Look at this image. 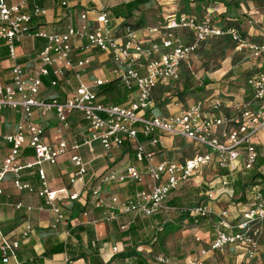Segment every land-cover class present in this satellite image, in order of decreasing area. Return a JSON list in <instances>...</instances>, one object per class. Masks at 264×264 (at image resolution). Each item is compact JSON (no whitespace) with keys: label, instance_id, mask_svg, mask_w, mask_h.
Returning <instances> with one entry per match:
<instances>
[{"label":"built area","instance_id":"2783aa9c","mask_svg":"<svg viewBox=\"0 0 264 264\" xmlns=\"http://www.w3.org/2000/svg\"><path fill=\"white\" fill-rule=\"evenodd\" d=\"M45 1L22 0L12 4L10 0H0V60L5 51L7 60L13 63L10 82L0 84V113L10 110L22 118L15 132L4 137L9 151L0 158V182L12 176L15 190L36 194L43 199L55 216L52 228L57 229L65 216L58 203V193L48 186L44 165L54 166L70 151L78 152L81 147H87L92 152L93 144L98 142L106 152L132 145L136 162V165L123 170L104 174L100 177L99 186L91 191L94 209L102 212V219L108 223L116 222L123 215L152 218L176 212L175 208L168 206L169 198L194 181L202 170L212 166L220 173L221 189L233 194L232 185L236 176L248 175L258 161L259 149L253 140L264 131V43L244 40L235 28H220L211 19L201 22L181 14L148 27L150 34L163 33L164 37L161 42L145 46L140 29L136 27L127 26L121 35L114 32L110 13L103 6L104 0H93L98 8L95 27L91 26L89 14L84 12L77 25L68 26L64 31L57 28L47 31L37 28L48 16V10L43 7ZM55 1L60 9L66 10L73 0ZM112 1L116 6L129 3V0ZM182 30L193 32L190 44L175 39V33ZM222 37L229 38L238 53H248L262 69L246 81L251 100L232 101L230 105L221 99H212L208 104L199 100L180 108L174 115H148L155 107L154 93L157 88L162 84L178 82L182 66L200 46L207 40ZM37 39L43 40L45 47L37 55L36 67L27 70L18 63V50L25 40ZM94 51L107 55L114 68L109 78L88 84L83 82L82 77L91 68L90 54ZM77 56L81 57L77 59ZM68 73L78 81L72 97L63 101L41 98L45 80H48L50 88H56L68 78ZM115 81L134 95L135 101L130 106H107L100 100V88ZM34 112L42 117L55 112L58 120L66 125L71 115L80 114L87 125L83 144H74L70 148L64 142L56 147L46 145L44 130L34 124ZM140 137L146 140V145L140 142ZM166 137L190 141L206 152L196 154L182 164L158 161L157 152L165 149ZM24 149L32 150L34 162H22ZM70 160L77 168L70 183L85 185L87 165L78 155L71 156ZM27 172H34L39 177V189L24 181ZM130 184L137 189L125 200L112 197L105 201L100 195L104 186ZM254 191L252 203L243 211L240 221H232L229 210L217 211L210 203L183 211L196 228L203 221L211 220L213 237L208 249H202L184 264H209L210 258L231 247L242 250L243 264H258L264 228V194L260 189ZM206 196L209 202L215 201L213 191ZM70 200H78V195H72ZM16 209L21 210L22 205L16 206ZM31 209L27 208L28 211ZM96 222L92 221L93 224ZM32 232L31 224L27 223L21 238L28 239ZM18 249V242L1 244L2 262L8 264L10 254ZM114 253H117V248ZM154 264L173 262L170 257L160 254L155 257Z\"/></svg>","mask_w":264,"mask_h":264},{"label":"crops","instance_id":"0c3cea01","mask_svg":"<svg viewBox=\"0 0 264 264\" xmlns=\"http://www.w3.org/2000/svg\"><path fill=\"white\" fill-rule=\"evenodd\" d=\"M21 1L22 0H10V3L14 4ZM131 1L134 0H129V3ZM181 2L178 0H151L147 4L141 5L138 10L132 14L131 18L127 20L122 18L117 19L112 14L113 8L118 7L112 0H104L103 6L108 9L110 13L111 24L117 35L123 34L127 26H137V28L140 29L141 41L145 46H149L154 42H161L164 37L163 33L160 35L150 34L147 30L148 27L157 26L163 23V21L177 15L184 14L192 16L201 22L211 19L216 26L225 28L227 25L225 24L224 17H227V15L229 18H237L239 11L240 14H246L248 13L246 12L247 10H253L252 6L248 7L247 4V7H244L241 2L236 0H183ZM43 7L48 10V16L38 24L37 28L39 29L50 31L53 28H57L59 31H64L68 26L77 25L80 21V15L84 12L89 14L91 26H96L95 18L98 8L93 0H73L71 7L66 10L60 9L55 0H47L43 2ZM185 7L188 13L179 10V8L183 10ZM238 7L240 10H237ZM241 8L244 12H241ZM248 18L250 17L247 15L248 22L245 25V31L248 33L249 42L264 43V26H257L256 28L252 26L248 27L247 25L250 24ZM193 35V32L189 30L177 31L175 33V39L184 44H190L193 40ZM44 45L45 42L43 40H25L18 50V63L27 70H33L37 65V55L42 51ZM76 45H78V43H76ZM163 52L165 51L163 50ZM90 56L92 60L91 68L83 75V82L91 84L97 79L109 78L114 68L111 59L99 51L92 52ZM80 57L81 56H77V59ZM12 65L13 63L7 59H5V61H0V84H7L10 82ZM256 65V68H258L257 71L262 70L257 63ZM183 66L181 68V75ZM67 77L68 78L61 82L56 88H50L48 80H45V89L41 93V98L46 100L52 98L63 101L72 97V94L78 86V81L72 74L68 73ZM172 84L174 83L162 84L157 88L154 93L155 107L148 112V115L162 117L174 115L178 112L180 109L178 106L174 109V113H170L169 110L166 112L164 109L162 110L159 108L160 104L166 103L167 97L165 93L168 92L169 86ZM113 88L112 96L109 98L110 103L115 100L125 99L120 106H130L131 103L135 101L134 95L124 90L119 82H117ZM246 89H248V87ZM222 90H226V87H222ZM247 91H249V94L242 97V101L247 102L248 96L251 100V91L249 89ZM239 94V92L235 94L226 93L221 94L222 96L218 95L217 97L205 95L195 102L200 100L208 104L212 99H221L226 105H230L232 101H239L236 99V96H239ZM100 100L103 101V98H100ZM256 106L257 105L254 107L255 109L257 108ZM226 113L228 114L229 110L226 109ZM21 121L22 118L19 114L10 110L1 111L0 158L5 157L9 151V146L4 142V137L14 133L16 126H18ZM33 121L34 124L36 123L44 130V143L48 146L56 147L61 142L67 143L69 148L74 144L82 145L87 135V125L82 116L78 113L69 117L67 125L62 124L58 120L55 112H50L46 117H42L38 112H34ZM139 139L140 142L145 145L147 144L144 138L140 137ZM175 141L188 144V148L197 151L195 155L206 152L205 149L200 146L198 147V145L190 141L166 137L165 149L157 152L158 161L167 160L181 163L176 159H169L166 156V154L170 152L168 150L169 144ZM253 143L260 149L259 151H261L260 153L263 155L264 131L254 138ZM172 151H177V148L172 149ZM73 155L81 157L88 167V176L86 177L85 185L81 182L74 185L70 183L71 178L77 173V168L70 160V157ZM195 155L193 154L185 158L183 162L191 159ZM21 160L24 163L34 162L35 158L32 150L24 149L22 151ZM133 165H136V162L134 147L132 145L128 144L122 149L106 152L98 142L93 144L92 152H90L87 147H81L78 152L70 151L54 166L48 164L44 165L48 186L50 190L58 193V203L65 216V220L57 229L52 228L55 216L50 208L45 205L43 199L39 198L36 194L18 192L13 187L12 176H7L0 182V190L2 191V194H0V245L4 242L19 243V249L13 254H10L8 264H92L91 260L95 261L94 264H141L142 261L145 264H154L155 257L160 254L170 257L166 252H158L156 256L150 259L146 257V254L150 255L155 245H161L157 242V234L163 229L165 223H173L176 230V221L179 222V224L183 223L179 221V216L176 212L160 215L158 219L153 220V224L149 227L138 230L137 236L134 238L129 237L121 240L120 233L126 232L131 224H135L137 219L147 220L150 218H135L132 215H123L120 216L116 222L108 223L102 219V212L95 210L93 207L91 191L99 186L100 177L110 171L123 170ZM209 169L211 168L202 170L198 175L208 172L211 176L213 173L212 170L214 169ZM239 175L243 176L242 174H238L236 176L237 181ZM215 178H218V176L213 175L212 181H215L213 180ZM216 180L217 182L214 185H219V178ZM24 181L32 184L36 189L40 188L39 177L34 172H27L24 176ZM245 183L246 182L243 181L241 187H244ZM135 189H137V187L133 184L104 186L100 195L105 201L112 197L125 200L132 196ZM255 189H260L264 193V185H256ZM207 193L199 203L191 205V207L210 203L217 211L229 210L230 219L232 221L241 220L243 211L251 205L253 199V196L248 190L245 196H242V194L234 196L232 191L220 189L218 191H213L215 194V201L209 202L206 196ZM72 195H78V200L71 201L70 197ZM18 205H22L21 210L16 209ZM168 206L175 209L182 208L179 198L174 200L170 197ZM27 208L32 209L28 211ZM84 214H87V216H84ZM170 215H176L177 218L175 220H170L168 219ZM93 220L97 222L93 224ZM189 222L194 230L187 234L189 237L185 246L183 247V245H181L179 248H186L189 250V245L195 240L196 251L186 256L183 261L178 263L170 257L173 264H184L187 259L198 255L202 249H208L212 242L211 220L203 221L199 228L194 227L190 219ZM27 223L31 224L33 232L28 239L23 240L21 238V233ZM197 240L200 241L197 242ZM115 248H117V253H114ZM133 249L140 253L142 259H121L119 257L126 250L129 251ZM162 249V251H165L163 247ZM235 249L240 250L236 247L227 248L223 252L217 253L214 257L210 258L208 263L224 264L222 263V261H224L226 264H241L243 262L240 257L242 253L239 254V251L236 252L237 254L234 252V256L232 254L227 260L229 257L226 255L227 252L235 251ZM0 264H4L2 262L1 253ZM258 264H264V228L260 239Z\"/></svg>","mask_w":264,"mask_h":264},{"label":"rangeland","instance_id":"374dc122","mask_svg":"<svg viewBox=\"0 0 264 264\" xmlns=\"http://www.w3.org/2000/svg\"><path fill=\"white\" fill-rule=\"evenodd\" d=\"M178 1L181 2L183 0ZM236 1L241 2L244 7H247V4L248 7H253V10L246 11L248 12L246 14L250 17L248 18L250 23L247 25L248 27L252 26L256 28L257 26H264V0ZM185 9L186 7L183 8V10L179 8L180 11L188 13ZM241 12H244L242 11V8ZM224 18L226 25L236 19L235 17L229 18L228 15ZM245 34L244 38L247 41H250L247 35L248 33ZM256 66V62L252 60L249 54L238 53L234 44L229 39L222 37L207 40L183 66V72L180 80L169 86L168 92L165 93L167 97V104L162 103L158 106L166 112L169 110L170 113H174V109L177 108V106L178 108H181L186 105H190L205 95L217 97L221 94H235L238 92L240 94L239 96H236V99L241 102L242 97L249 94V91H247L248 89H246V81L250 76L257 72L258 68H256ZM224 86L226 87V90H222V87ZM201 89H204V91L200 92L199 90ZM247 99L248 101L250 100L249 96ZM175 148H177V151L173 152L172 149ZM168 150L170 152L166 154L167 158L176 159L181 163L185 158H188L193 154L195 155L197 152L196 150L188 148V144L181 143L180 141H175L169 144ZM214 168L215 166H212L211 169ZM212 172L211 176L208 172H204L203 174L198 175V177L196 176L194 181L189 182L181 189V191L179 190L173 194L171 199L177 200L179 198L182 209H188L191 208V205L199 203L202 198L205 197L207 192L220 190L221 188L218 184L214 185L217 182L216 179L219 177L213 179L215 181H212L213 175L220 176V173L215 169L212 170ZM243 176H247V174ZM176 218V215H170V218L168 219L175 220ZM176 227L177 230L167 237L165 244L163 245L165 251H162L163 249L161 245H155L153 252L150 255L146 254L147 258H153L158 252H166L175 260L176 263H178L183 261L186 256L196 251L195 240L190 244L191 246L189 245V250L186 248H179L181 245H183V247L185 246L189 237L187 234L194 230L190 222L185 221L179 224V222L176 221ZM237 251H239V254L242 253L240 257L243 260L244 257L241 249H235V251L227 252L226 255L229 256L227 260L230 256H232V254L234 256V252L237 254ZM243 262L241 264H243ZM222 263L226 264L224 261H222Z\"/></svg>","mask_w":264,"mask_h":264},{"label":"trees","instance_id":"16d2710c","mask_svg":"<svg viewBox=\"0 0 264 264\" xmlns=\"http://www.w3.org/2000/svg\"><path fill=\"white\" fill-rule=\"evenodd\" d=\"M150 1L151 0H134V1H131L127 5L118 6V7L113 8L112 14L117 19H121V18L126 19V20L130 19L132 14L134 12H136L141 5L147 4ZM237 6H239V5H237ZM237 10H240V8L238 7ZM247 22H248L247 15L242 13V14H239L235 20L231 21L224 29H227L230 27L235 28L238 32H240L241 37L244 40H246L244 38V35H246L245 33H247V32H245V25ZM135 27L137 28V26H135ZM227 39H229V38H227ZM44 47H45V45H44ZM5 59H8V57H7V52L4 51L3 58L0 61H5ZM116 83H117L116 81L111 82L110 84L100 88V90L98 92V96L100 98H103L102 103H104L107 106H120L125 100V99L124 100L119 99V100L113 101L112 103L109 102V98L112 96V92L114 90L113 86L116 85ZM199 91L202 92V91H204V89H201ZM257 149H259V148H257ZM259 150H258V155H259L258 161H257L254 169L246 177L239 175L238 181L235 180L234 184L232 185L234 196L239 195V194H242V196H245L247 190L253 196L254 192H255L254 191L255 186L256 185H264V154L261 155V153H260L261 151H259ZM243 181L246 183H245L244 187H241V183ZM261 192L263 193L262 190H261ZM184 210H186V209H182V208L176 209V213L179 216L180 222L189 221V216L187 214L183 213ZM159 216L160 215H158L157 217L156 216L152 217V218L147 219V220H138L137 219L135 224H131L130 228L126 232L120 233V239L122 240L123 238H129V237L134 238L135 236H137L138 230H140L144 227H146V228L149 227L151 224H153V220L158 219ZM174 231H176V228L174 227L173 223H165V225L163 226V229L161 231H159V233L157 234L158 235L157 242H159L161 244V246L164 245L167 237L171 233H173ZM119 257L121 259H128V258L142 259L140 253L136 252L135 249L129 250V251L126 250ZM91 261H92V264L95 263L94 260H91ZM96 264H99V263H96ZM141 264H145V263H143V261H142Z\"/></svg>","mask_w":264,"mask_h":264}]
</instances>
